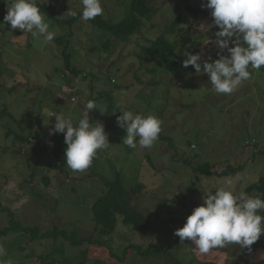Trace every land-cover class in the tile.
Wrapping results in <instances>:
<instances>
[{"label": "rangeland", "instance_id": "obj_1", "mask_svg": "<svg viewBox=\"0 0 264 264\" xmlns=\"http://www.w3.org/2000/svg\"><path fill=\"white\" fill-rule=\"evenodd\" d=\"M36 2L53 4L58 19L71 17L70 11L82 12V0ZM128 2L101 0L102 16L119 23L128 13ZM150 4L155 9L152 18L127 39L101 31L80 15L68 42L59 44L56 38L69 28L49 19L43 10L49 31L55 33L52 41L0 23V112L8 111L0 118V229L11 226L13 219L21 227L39 226L41 231L57 227L69 233L75 230L78 237L90 236L94 234L91 206L105 191L103 180L114 179L118 171L128 190L142 185L132 193V202L151 221L150 228L140 230L119 217L115 232L103 239L96 235L101 246L76 247L62 238L32 241L31 234L13 230L0 236L5 249L0 264H42V257L47 258L44 264H175L174 259L179 264H264V233L251 249L228 245L200 255L194 253L191 241L181 242L174 235L202 203L208 188L231 179L237 191H244L264 176V67L250 69L251 79L231 94L216 93L208 75L197 74L191 65L181 64L179 72L170 74L168 62L149 51L153 39L163 33L182 63L185 51L201 53L203 63L209 55L218 58V29L206 0ZM187 5L200 12L188 11ZM6 12L7 5L0 0V22ZM167 26L174 33L167 32ZM63 50L71 54L77 76L65 68ZM70 84L76 89L69 90ZM88 100L97 105L89 112L90 122L103 123L110 144L98 151L87 170L66 166L60 171L57 161L37 146L57 142L56 134L49 135L55 117L48 118V113L57 111L78 123ZM110 103L117 104L119 111L154 115L161 121L162 130L152 147L137 143L130 148L122 142L126 130L118 125L117 113L109 110ZM185 159L192 164L209 162L217 173L227 164L244 168L235 177L203 176ZM175 195H184L186 205L165 201ZM157 241L169 247L168 254L143 257L130 249L123 255L131 243L147 247Z\"/></svg>", "mask_w": 264, "mask_h": 264}, {"label": "clouds", "instance_id": "obj_2", "mask_svg": "<svg viewBox=\"0 0 264 264\" xmlns=\"http://www.w3.org/2000/svg\"><path fill=\"white\" fill-rule=\"evenodd\" d=\"M4 2L7 12L0 23H9L12 30L43 36L46 41L54 39L55 33L49 31V24L36 0ZM205 6L211 10L213 26L218 29L215 32L218 58L213 60L209 55L201 63V53L185 51L182 66L191 65L197 74L206 73L216 93L231 94L243 81L251 79L250 69L258 71L264 67V0H206ZM69 14L75 16L77 12L70 11ZM102 14L101 0H82L80 15L83 21ZM94 108H97L96 102L88 100L78 123H74L72 116L57 111L48 113V118L55 117L49 135H64V159L73 171L87 170L98 151L107 149L110 144L103 123L90 122L89 112ZM120 113L116 117L117 123L126 130L122 142L130 148H136L137 143L141 147H152L162 130L161 121L154 115L135 114L128 109H122ZM261 213H264V199L237 191L233 181L228 179L222 186L204 191L202 203L192 210L174 235L181 242L191 241L197 255L228 245L251 249L264 233V215ZM4 255L5 249L0 246V256Z\"/></svg>", "mask_w": 264, "mask_h": 264}, {"label": "trees", "instance_id": "obj_3", "mask_svg": "<svg viewBox=\"0 0 264 264\" xmlns=\"http://www.w3.org/2000/svg\"><path fill=\"white\" fill-rule=\"evenodd\" d=\"M153 0H129L128 2V13L123 20L119 23L112 24L107 21L102 15L95 17V19L90 20L94 27L104 31L110 35H114L120 39H127L128 37L136 34L138 30L141 29L146 20H150L153 16L155 9L151 6ZM40 10H43L44 15L49 19H52L58 23H66L69 31L64 36H59L56 38V42L59 44L67 43L68 38L73 34V25L77 22L80 17V13H77L75 16H71L66 19H58L55 15V6L53 4H46L41 2H36ZM186 9L192 13L200 12L199 9L186 6ZM177 20H180V16L177 17ZM167 32L174 33V28L167 26ZM150 53L157 55L168 62V71L170 74L175 75L179 72L180 65L182 64V57L176 53L175 46L165 37L162 33L158 35L155 39L149 44ZM64 54V65L65 68L70 71L73 75H78L79 71L71 63V54L68 51L63 50ZM69 83V82H68ZM109 110L116 111L117 116L121 113L119 111V106L117 104L110 103L108 106ZM8 111L3 109L0 112V118L5 116ZM9 115V114H8ZM57 142L55 145H50L47 142L38 143L37 146L40 147V152L47 154L53 157L60 168V171L66 169V161L64 159V151L66 144L64 141V135L62 133L56 134ZM28 140L29 138H24ZM150 164L152 165L149 156H147ZM186 165L191 166V169L199 175L203 176H212L217 174L220 177L226 176H237L238 172L241 171L244 167L243 165L233 166L227 164L221 172L217 173L213 171V165L209 162H198L197 164H192L190 159L184 160ZM44 182H48L49 178L45 177ZM103 185L105 191L95 199L91 206L92 210V220L94 222V234L90 236L78 237L75 230L73 232H68L67 230H58L57 227H54L52 230L48 229L46 231H41L39 226H23L21 223L10 220L11 226L0 229V236H6L11 231L15 232H25L26 235L31 234V240L36 239H47L51 238L58 240L62 238L66 240L71 245L76 247H82L84 245H97L101 246L103 243L100 242L99 238L111 235L115 232L117 228L118 218L122 219L123 224L134 226L137 229L144 230L148 229L151 226V221L147 218L132 202V193L139 192L142 185L140 183L136 184L130 190H128L124 185V180L122 178V173L117 172L114 179L103 180ZM249 195L259 196L264 199V176L260 177L254 183L248 185L245 190ZM177 205L185 206V196L184 195H175L168 200ZM11 213V212H9ZM264 215V213H261ZM87 246V247H88ZM86 247V251H87ZM134 249L137 253L143 257H149L153 254H168L169 247L163 246L158 241L150 243L147 247H142L141 245L131 243L129 244L123 252V255L126 256L128 250ZM85 249H82V255L85 259L87 256ZM42 264L47 259L42 257ZM123 258H119L122 261ZM175 264H179L177 260L174 259ZM48 264V263H45ZM80 264H85L83 261Z\"/></svg>", "mask_w": 264, "mask_h": 264}, {"label": "crops", "instance_id": "obj_4", "mask_svg": "<svg viewBox=\"0 0 264 264\" xmlns=\"http://www.w3.org/2000/svg\"><path fill=\"white\" fill-rule=\"evenodd\" d=\"M153 84H154L155 86H157V82H156V81L153 82ZM70 85H71V84H70ZM70 88H72L73 90L76 89V87H75L74 85H73V86L71 85ZM160 98H165V95L161 96Z\"/></svg>", "mask_w": 264, "mask_h": 264}, {"label": "built area", "instance_id": "obj_5", "mask_svg": "<svg viewBox=\"0 0 264 264\" xmlns=\"http://www.w3.org/2000/svg\"><path fill=\"white\" fill-rule=\"evenodd\" d=\"M72 100H75V98H72Z\"/></svg>", "mask_w": 264, "mask_h": 264}]
</instances>
